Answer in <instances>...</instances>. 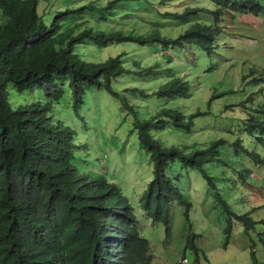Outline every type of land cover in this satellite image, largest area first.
Masks as SVG:
<instances>
[{"label":"trees","instance_id":"16d2710c","mask_svg":"<svg viewBox=\"0 0 264 264\" xmlns=\"http://www.w3.org/2000/svg\"><path fill=\"white\" fill-rule=\"evenodd\" d=\"M103 1L87 0L76 7L74 0H52L60 7L55 9L46 5L48 0H0V264H151L149 239L138 228L142 212L161 223L165 235L170 233L174 204L189 220L191 203L174 177L179 169L199 172L226 213L238 219L209 176L224 141L185 153L179 144L169 145L164 139L173 130L189 131L192 119L202 115L186 116L168 105L190 97L188 82L168 69L169 79L156 92L145 95L143 89H132L143 96L146 114H139V107L116 87L128 72V54L99 62L88 55L122 44L147 52L172 47L208 53L216 48L220 34L221 6L263 18L264 0H215L212 13L186 4L181 13H166L187 25L175 38L164 35L166 28L158 25L147 35L108 25L118 14L147 4L145 0ZM200 17L208 23L199 22ZM155 65L140 71V78L162 75L160 64ZM9 91L24 94L26 101L14 107ZM94 91L117 98L133 116L131 132L152 167V179L138 200L119 189L106 169L79 167L75 133L64 124L60 111L78 115ZM150 105L157 106L155 111ZM251 120L263 133L264 122ZM239 140L237 149L246 153ZM252 155L256 165H264V159ZM257 223L241 218L247 229ZM195 237L186 240V247L197 253Z\"/></svg>","mask_w":264,"mask_h":264},{"label":"rangeland","instance_id":"374dc122","mask_svg":"<svg viewBox=\"0 0 264 264\" xmlns=\"http://www.w3.org/2000/svg\"><path fill=\"white\" fill-rule=\"evenodd\" d=\"M85 2L87 0H74L73 3L79 7ZM145 2L147 4L140 8L118 14L108 25L124 33L143 35L158 25L166 28L164 35L175 38L187 25L174 22L166 13H181L186 4L205 7L210 13L217 7L215 0ZM50 4L60 9L52 0L46 5ZM197 20L208 23L204 17ZM219 23L216 48L208 53L195 48L172 47L147 52L144 47L135 50L132 45L122 44L109 45L94 51L93 56L88 55L89 60L99 62L121 53L128 54L125 57L128 72L117 81L116 87L129 103L139 107V114H146L142 109L143 96L139 91L131 92L132 89H143L145 95H150L167 82L168 69L172 76L188 82L190 97L168 105L173 109L177 107L186 116L202 115L192 119L189 131L173 130L165 136L169 145L179 144L183 152L189 153L224 141L218 145L209 176L226 200L228 210L240 220L226 213L220 197H215L212 187L199 172L179 169L174 177L178 178L182 193L191 203L189 220L184 218L183 208L174 204L170 233L165 235L161 223L150 221L142 212L138 228L149 239L151 264H264V165H256L252 155L264 159V132H260L262 128L256 123H251L254 118L264 122V16L240 15L221 6ZM156 62L162 68V75L152 80L140 78V71L155 67ZM88 98L85 109L78 115L60 111L64 124L75 133L79 167L87 164L92 169H106L119 189L140 199L152 179V167L146 163L136 135L131 132L133 116L117 98L104 92H90ZM8 99L14 107L26 101L24 94L14 91H9ZM150 108L155 111L157 106L150 105ZM237 139L246 153L237 149ZM95 159L99 160L96 164ZM243 216L258 223L247 229L241 224ZM227 231L230 233L226 234ZM192 235H196L197 253L186 247V240Z\"/></svg>","mask_w":264,"mask_h":264},{"label":"clouds","instance_id":"9594fccd","mask_svg":"<svg viewBox=\"0 0 264 264\" xmlns=\"http://www.w3.org/2000/svg\"><path fill=\"white\" fill-rule=\"evenodd\" d=\"M264 245V244H263ZM183 261H185V260H183ZM258 264H263L262 262H258Z\"/></svg>","mask_w":264,"mask_h":264}]
</instances>
